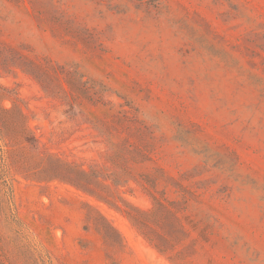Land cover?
<instances>
[{
    "label": "rangeland",
    "instance_id": "obj_1",
    "mask_svg": "<svg viewBox=\"0 0 264 264\" xmlns=\"http://www.w3.org/2000/svg\"><path fill=\"white\" fill-rule=\"evenodd\" d=\"M0 264H264V0H0Z\"/></svg>",
    "mask_w": 264,
    "mask_h": 264
},
{
    "label": "trees",
    "instance_id": "obj_2",
    "mask_svg": "<svg viewBox=\"0 0 264 264\" xmlns=\"http://www.w3.org/2000/svg\"><path fill=\"white\" fill-rule=\"evenodd\" d=\"M166 209H167V211H168V212H171V210H170V209H168L167 207H166Z\"/></svg>",
    "mask_w": 264,
    "mask_h": 264
}]
</instances>
